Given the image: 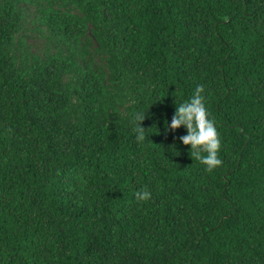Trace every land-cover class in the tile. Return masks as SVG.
Masks as SVG:
<instances>
[{"label": "trees", "instance_id": "16d2710c", "mask_svg": "<svg viewBox=\"0 0 264 264\" xmlns=\"http://www.w3.org/2000/svg\"><path fill=\"white\" fill-rule=\"evenodd\" d=\"M0 264H264V0H0Z\"/></svg>", "mask_w": 264, "mask_h": 264}, {"label": "clouds", "instance_id": "9594fccd", "mask_svg": "<svg viewBox=\"0 0 264 264\" xmlns=\"http://www.w3.org/2000/svg\"><path fill=\"white\" fill-rule=\"evenodd\" d=\"M203 85H197L194 93L187 99L176 103V110L171 121L165 120V130L175 131L185 127L187 132L180 136L184 145H190V154L200 160L209 171L222 164L219 152L222 141L216 126V121L211 117L206 105ZM148 112L137 111L133 115L135 126L133 131L137 142L149 140L148 130L143 126V121ZM159 129V127H157ZM160 131V129H159ZM136 196L140 200L151 197L148 189L138 191Z\"/></svg>", "mask_w": 264, "mask_h": 264}]
</instances>
